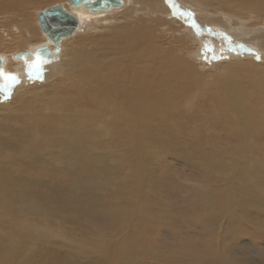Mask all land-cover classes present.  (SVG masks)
<instances>
[{
  "label": "bare ground",
  "instance_id": "1",
  "mask_svg": "<svg viewBox=\"0 0 264 264\" xmlns=\"http://www.w3.org/2000/svg\"><path fill=\"white\" fill-rule=\"evenodd\" d=\"M47 1L0 0L1 11H13L9 27L0 23L4 29L1 33L11 35L13 29L22 45L14 46L11 52L0 51L3 57L0 134L7 131L5 137L1 136L5 140L0 138V147L11 145V150L19 153L20 146L23 150L27 143L43 138L48 148L55 139L53 116H62L66 110L78 112L82 122L75 121L65 130L66 134L80 135L65 147L71 150L69 162L85 168H109L114 156L105 149H123L122 162H137L132 167L136 182L131 186L146 203L147 190L139 182L161 171L155 148L183 141L191 145L198 142L201 134L199 124H194L192 118L195 112L210 108L209 117L196 114L204 120L211 117L216 121V117H221L228 128L223 129L228 143L233 137L247 141L252 135H262V130L264 135V128L257 129L264 124L262 114L252 112L244 97L246 92L256 94L259 99L264 94V0H125L118 11L100 14L103 15L100 18L92 19L100 15H82L81 28L62 41L61 52L51 62L36 64L32 56L15 59L16 53L36 50L42 44L48 43L55 49L43 34L37 32L32 36L25 22L17 20L24 7H40ZM55 1L58 0H50ZM189 1L194 4L188 5ZM141 3H149L152 9H139ZM59 4L70 9L66 0H60ZM206 8L210 12L201 11ZM102 28L107 30L100 35L91 32ZM22 31L26 37H21ZM74 38L77 39L69 51L68 40ZM57 79L63 82L54 92L65 98L33 109L25 121L24 136H12L9 131L13 130L12 120L17 117L12 118L13 111L21 112L24 105L37 102L40 94L56 88ZM205 100L209 101L207 107ZM215 107H220L221 113L217 114ZM163 117L178 127L171 131L176 132L172 137L165 129ZM185 124L189 129L183 132ZM76 125L80 131H76ZM7 136L14 138V144L9 143L11 139ZM166 136L171 137V143ZM241 145L240 148L246 149ZM83 146L89 153L79 152ZM32 154V161L40 158L38 151ZM192 154L197 155V149L193 148ZM6 159L5 153L0 156V172L8 166ZM182 160L193 164L188 157ZM2 181L5 179L0 176ZM249 196L254 198L251 192ZM261 210L264 213V206ZM246 213L245 208L239 210L241 217ZM117 216L127 225L148 219L136 210L117 212ZM102 238L104 244L88 242L87 248L79 245L76 252L72 235H60L56 241L47 239L48 249L42 260H35L37 254L21 255L0 238V264H151L145 259L151 250L155 252L150 245L129 247L126 241L115 240L111 234L94 236L95 240ZM54 243L63 244L65 250H57ZM82 252L90 254L85 256ZM7 256L13 261L6 263Z\"/></svg>",
  "mask_w": 264,
  "mask_h": 264
},
{
  "label": "rangeland",
  "instance_id": "2",
  "mask_svg": "<svg viewBox=\"0 0 264 264\" xmlns=\"http://www.w3.org/2000/svg\"><path fill=\"white\" fill-rule=\"evenodd\" d=\"M59 3L60 0H49L40 7H24L19 11L20 18L17 20L25 22L32 36L37 32L43 34L38 25L37 12ZM186 3L194 4L190 1ZM138 7L149 11L152 9L149 3H141ZM206 10L210 12L208 8L201 11ZM201 11L199 13L204 14ZM12 14L13 11L0 10L1 26L9 27L12 24ZM1 26L0 51L9 49L7 52H11L14 46H22L20 36L12 31V27L11 35L5 36ZM106 30L93 29L91 32L100 35ZM21 37H26L23 31ZM76 39L68 40L71 42L67 43L69 51ZM54 82L56 88L40 94L37 102L24 105L21 112L13 111L12 118L17 117L13 118V130L9 131L12 136H24L25 121L33 109L42 103L49 105L65 98L54 92L58 91L62 79ZM244 97L247 107L252 112L261 113L264 118V94L259 99L256 94L246 92ZM204 103L206 107L209 105L208 100ZM209 109H202L192 116L196 122L194 124H199L201 136L198 142L191 145L183 141L155 148L161 171L139 182V186L147 190L146 203L131 186L136 182L132 167L137 162H122L123 149H105L114 156L109 168H85L69 162L71 150L65 147L80 135L76 132L66 134V129L75 121L82 122L78 112L66 110L62 116H53L55 139L48 148L43 138L32 144L27 143L23 150L18 143L19 153L13 152L11 145L0 147V156L4 153L7 155L5 162L8 165L0 172L5 179V182H0V238L21 255L37 254L35 260L45 258L47 239L56 241L60 235H72L76 252L79 245L87 248L88 242L105 243L103 238L95 240L94 236L101 234L106 237L111 234L115 240L126 241L129 247L132 244L150 245L155 252L151 250L145 259L151 264H228L226 261L264 264V213L261 210L264 206L263 130L262 135H252L247 141L233 137L228 143L227 134L223 131L228 128L221 117H216V121L211 117L204 120L196 114L204 113L209 117ZM215 112L221 113V108L215 107ZM165 125L169 132L178 130L176 123L167 119ZM74 128L80 131L78 125ZM263 128L264 124L257 127ZM186 129L189 128L185 124L183 132ZM175 133L171 132V137ZM3 134L7 135V131ZM4 135L0 134V138L5 140L1 137ZM7 137L11 139L9 143L14 144V138ZM171 137L166 136L169 143ZM241 144L246 149L240 148ZM193 148L197 149V155L193 156ZM35 151L39 152L40 158L32 161ZM79 152L89 153L84 146L79 148ZM184 157L190 158L193 164L182 160ZM250 192L253 199L249 196ZM241 208L247 210L245 217L239 214ZM132 210L147 216L146 222L127 225L119 216L115 217L117 212ZM130 220L133 222L132 217ZM124 233H128L127 237L122 236ZM53 247L59 251L65 250L63 244L54 243ZM82 253L85 256L90 254ZM136 254L141 257L140 253ZM12 261L10 256L6 257V263Z\"/></svg>",
  "mask_w": 264,
  "mask_h": 264
},
{
  "label": "water",
  "instance_id": "3",
  "mask_svg": "<svg viewBox=\"0 0 264 264\" xmlns=\"http://www.w3.org/2000/svg\"><path fill=\"white\" fill-rule=\"evenodd\" d=\"M69 8L62 4H54L38 12V24L49 44H42L36 50L16 53L15 59H27L32 56L36 64H47L54 60L62 49V41L73 35L81 27L82 15L97 16L120 9L125 0H67ZM3 57L0 56V72H3Z\"/></svg>",
  "mask_w": 264,
  "mask_h": 264
}]
</instances>
